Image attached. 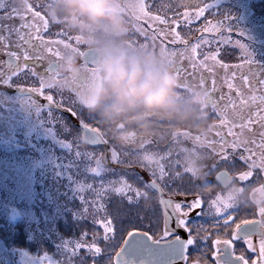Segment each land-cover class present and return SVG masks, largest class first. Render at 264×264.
Segmentation results:
<instances>
[{"label": "snow or ice", "instance_id": "1", "mask_svg": "<svg viewBox=\"0 0 264 264\" xmlns=\"http://www.w3.org/2000/svg\"><path fill=\"white\" fill-rule=\"evenodd\" d=\"M138 5L136 24L125 44L150 48L173 64L185 91H207L206 105L215 119L203 131L175 129L165 142L132 134L127 146L118 145L86 107L100 69L85 36L67 18L49 15L47 5L40 0H0V55L7 57L0 61V88L22 90L24 102L37 112L42 104L35 97H43L53 127L59 122L54 112H61L75 118L82 129L65 146L82 161L81 175L76 178L82 202L78 215L88 227L64 243L62 258L45 252L43 260L48 264H264V63L256 59L246 33L234 23L235 17L216 11L217 0H168L158 5L138 0ZM151 8L162 15L153 14ZM17 18L19 26L13 23ZM144 19L167 29L145 30L138 26ZM201 21L203 24L196 27ZM50 23L66 29L55 33L56 39L46 38L42 33L48 31ZM181 26L186 29L183 36L177 31ZM234 31L243 38L235 41L241 51L239 63L217 60L219 48L198 51L214 42L233 44ZM194 32L199 34L193 36ZM137 34L144 42L133 39ZM84 45L86 50H81ZM65 54H75L83 61L79 80L71 79ZM217 65L224 70L227 92L216 87L215 78L211 88L207 87ZM21 76L36 79L39 87L15 84L14 78ZM237 80L238 84L233 83ZM189 141L191 147H185ZM83 145L105 151L82 150ZM137 167L147 173V180ZM238 181L247 183L236 190L237 194L248 191L250 199L241 201L233 193L212 191L213 186L224 188ZM166 188L170 189L167 198ZM156 193L163 206L162 226L154 210ZM189 193L194 194L190 201L173 199ZM152 216L157 219L153 221ZM209 221L210 228L205 226ZM143 228L147 231L140 230ZM254 237H258V244H254ZM209 240L210 246L206 243ZM241 242L246 248L237 255L236 245ZM29 264H40V257L30 259Z\"/></svg>", "mask_w": 264, "mask_h": 264}, {"label": "rangeland", "instance_id": "2", "mask_svg": "<svg viewBox=\"0 0 264 264\" xmlns=\"http://www.w3.org/2000/svg\"><path fill=\"white\" fill-rule=\"evenodd\" d=\"M162 2L167 3L168 0H145V3L150 5H158ZM45 4L49 15L57 19L67 18L71 26L83 34L82 24L79 28L75 27L80 23L75 18L63 14L57 15L55 0ZM150 11L162 15L156 12L155 8H151ZM216 11L221 15L235 17L234 23L246 33L247 42L256 59L264 63V0H217ZM208 19H213L211 14H208ZM28 20H31V17H28ZM202 24L203 21L196 27ZM138 26L148 31L156 28L167 29L166 25L159 22L152 23L147 19L141 20ZM65 29V25L50 23L48 31L42 34L46 38L56 39L55 33ZM177 31H180L182 36L186 33L183 26L178 27ZM198 34L192 33L193 36ZM133 39L144 42L139 34L133 36ZM231 40L233 44L216 45L214 42L210 48L205 47L198 51L215 52L219 48L217 60L227 64L239 63L241 51L235 46V41H243V38L234 31ZM159 42L158 39L157 45ZM86 47V45L82 46L81 50ZM199 58L203 59V55ZM37 71H40L39 68ZM205 74L207 75L206 72ZM215 74V77L209 76L207 87L211 88L212 80L215 78L216 87L220 91L227 92L224 70L219 65L215 68ZM177 81L179 103L184 106L186 113L191 110V115L184 117L186 123H179L163 116L148 117L145 114V118L153 120L155 125L159 126V129H155V133L150 136L141 135L135 125L127 120L119 122L114 127H103L112 136L116 131L128 128L130 136L135 134L137 137L159 138L162 142H165L168 133L175 129L192 127L197 131H203L209 122L215 119L213 110L199 102L200 88L185 91L181 82L178 79ZM14 83L24 87H39V82L31 77L14 78ZM233 83L238 84L239 81ZM15 89V87L0 88V264H29L30 259L39 257L40 264H48L43 260V253L46 252L54 258H62L64 243L77 238L88 227L85 219L78 215L82 202L76 188V178L81 175L82 161L75 157L71 148L65 146V142L72 141L82 129L75 118L61 112H54L59 122L53 127L48 115L49 107L44 98L35 97L37 102L42 104L41 111L37 112L34 106L24 102V94L16 93ZM45 94H49L48 90ZM51 94L54 98H59L55 91ZM64 95L67 98L69 93L65 91ZM216 95L219 96V92ZM201 117L207 119V124L203 128L196 126L197 120ZM137 118L131 117L133 121ZM100 122L103 125V121ZM120 125L123 127H119ZM184 146L191 147V142H186ZM82 150L105 151L103 147L93 149L88 145H83ZM203 163L206 165L208 160L205 159ZM109 167L112 165L109 164ZM137 171L141 172L145 180L147 179V173L141 171L139 167ZM233 190L235 189L229 186L212 187L213 192L222 191L225 194ZM193 195L189 193L184 197L190 201ZM246 199H250L248 191L243 197V200ZM154 210L157 213L156 203ZM195 215L196 212L193 216ZM156 219V216H152L153 221ZM144 223L147 224L148 221L145 220ZM160 223L162 226L163 221L160 220ZM201 223L205 222L201 221ZM210 225V221L205 224L209 228Z\"/></svg>", "mask_w": 264, "mask_h": 264}, {"label": "clouds", "instance_id": "3", "mask_svg": "<svg viewBox=\"0 0 264 264\" xmlns=\"http://www.w3.org/2000/svg\"><path fill=\"white\" fill-rule=\"evenodd\" d=\"M42 4L51 0H40ZM57 15H67L82 24L83 35L99 60L100 74L95 88L87 96L86 107L104 127L123 120L134 124L141 135H153L155 122L148 117H166L186 123L187 113L179 103L175 66L150 48H130L125 39L132 30L138 0H55ZM65 67L72 80L83 76L82 63L75 54H65ZM207 91L201 89L199 102L206 104ZM138 117L135 121L131 117ZM201 117L196 126L203 128ZM118 145L127 146L129 129L116 131Z\"/></svg>", "mask_w": 264, "mask_h": 264}, {"label": "flooded vegetation", "instance_id": "4", "mask_svg": "<svg viewBox=\"0 0 264 264\" xmlns=\"http://www.w3.org/2000/svg\"><path fill=\"white\" fill-rule=\"evenodd\" d=\"M13 23H14L16 26H19V24L21 23V21L19 20V18H17L16 20L13 21ZM13 50H15V49H13ZM6 58H7L6 56L4 57V55H0V61L5 60ZM82 62H83V61H81V63H82ZM39 70L41 71V69H39ZM217 93H218V92H217ZM216 96H217V99H218L219 96H218V95H216ZM45 103H47V102L45 101ZM211 122H212V121H210L209 124H211ZM212 135H214V134H212ZM240 167L243 168V165H240ZM147 179H148V177H147ZM147 179H146V180H147ZM246 183H247V182H239V181H238L237 183L233 182L232 184L228 185L230 188L235 189V190H233V192H231V193L235 194V195L237 196V199H238V200H241V201H242V200H243V197H244V194H245L247 191H245V193H244L243 195H239V194H237L236 190L239 189V188L242 187V186H245ZM165 192H166V196H165V198H167V193L169 192V190L166 188V189H165ZM155 195H156V210H157V213L159 214V218H160V220L163 221V206L159 204V199H160V197H159V193H156ZM249 195H250V193H249ZM173 199H175V200H177V201L186 200V198H185L184 196H174ZM191 215L193 216V215H194V212L191 213ZM142 231H146V230H142ZM149 234L151 235V233H149ZM253 242H254V244H258V237H254V238H253ZM206 243H207L209 246L211 245V241H210V240L207 241ZM204 246H205L204 244H201V247H202V248H203ZM236 247H237V255H239V254H241V253L244 251V249L246 248V244H244L243 242H241V243H238V244L236 245ZM192 255H196V254L193 253ZM190 258H191V257H190Z\"/></svg>", "mask_w": 264, "mask_h": 264}, {"label": "water", "instance_id": "5", "mask_svg": "<svg viewBox=\"0 0 264 264\" xmlns=\"http://www.w3.org/2000/svg\"><path fill=\"white\" fill-rule=\"evenodd\" d=\"M84 50H86V48H85ZM6 59H7V58H6ZM15 92L18 93V94H24V93L22 92V90H20V89H18V88L15 89ZM159 197H160V196H159Z\"/></svg>", "mask_w": 264, "mask_h": 264}, {"label": "trees", "instance_id": "6", "mask_svg": "<svg viewBox=\"0 0 264 264\" xmlns=\"http://www.w3.org/2000/svg\"><path fill=\"white\" fill-rule=\"evenodd\" d=\"M155 129L158 130L159 129V126L158 125H155ZM144 229V228H143ZM142 230V229H141ZM147 230V228L145 229Z\"/></svg>", "mask_w": 264, "mask_h": 264}]
</instances>
